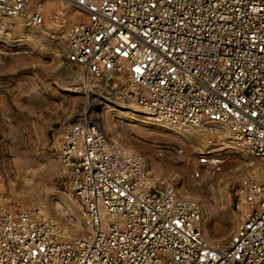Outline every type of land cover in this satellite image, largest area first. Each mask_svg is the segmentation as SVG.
<instances>
[{"label":"built area","instance_id":"2783aa9c","mask_svg":"<svg viewBox=\"0 0 264 264\" xmlns=\"http://www.w3.org/2000/svg\"><path fill=\"white\" fill-rule=\"evenodd\" d=\"M70 1L82 17L67 31L65 59L83 84H101L157 123L229 125L264 160V0ZM32 2L0 0V13L41 25L44 4ZM64 134L60 156L91 231L64 241L55 220L0 206V264H264L260 178L239 190L244 221L212 243L200 203L151 181L143 158L97 123L71 122ZM223 162L201 158L213 171ZM193 179L203 187L201 168Z\"/></svg>","mask_w":264,"mask_h":264},{"label":"rangeland","instance_id":"374dc122","mask_svg":"<svg viewBox=\"0 0 264 264\" xmlns=\"http://www.w3.org/2000/svg\"><path fill=\"white\" fill-rule=\"evenodd\" d=\"M39 1L41 25L29 24L27 15L0 13V105L6 106L0 110V206L55 220L64 241L87 235L89 217L73 193L60 152L65 125L89 120L142 157L151 181H168L197 200L204 238L226 243L247 215L238 208L241 185L252 176L264 181V160L229 125L157 123L122 97L108 96L101 84H83L81 69L65 59L67 31L82 16L70 0H33L32 5ZM107 105L131 113L106 114ZM208 154L222 156L219 171L201 163ZM196 168L203 172L201 188L194 185Z\"/></svg>","mask_w":264,"mask_h":264},{"label":"bare ground","instance_id":"6f19581e","mask_svg":"<svg viewBox=\"0 0 264 264\" xmlns=\"http://www.w3.org/2000/svg\"><path fill=\"white\" fill-rule=\"evenodd\" d=\"M78 14L81 16V14L79 12H78ZM105 107L107 108L106 114H108V113H111V114L112 113H115L116 116H119L120 117L121 115H129L131 113L130 111H126V110H124V109H122L120 107H115V106H111V105H107ZM182 131H184V130H182ZM157 136H155V137H157ZM81 230L83 231V226H82Z\"/></svg>","mask_w":264,"mask_h":264},{"label":"crops","instance_id":"0c3cea01","mask_svg":"<svg viewBox=\"0 0 264 264\" xmlns=\"http://www.w3.org/2000/svg\"><path fill=\"white\" fill-rule=\"evenodd\" d=\"M0 110H1V111H5V110H6V106H1V105H0ZM1 111H0V112H1Z\"/></svg>","mask_w":264,"mask_h":264}]
</instances>
